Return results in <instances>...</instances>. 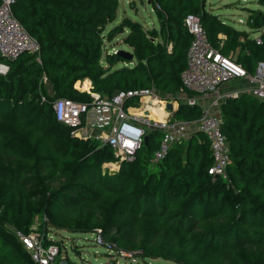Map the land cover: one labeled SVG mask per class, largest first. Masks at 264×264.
<instances>
[{
  "label": "trees",
  "instance_id": "16d2710c",
  "mask_svg": "<svg viewBox=\"0 0 264 264\" xmlns=\"http://www.w3.org/2000/svg\"><path fill=\"white\" fill-rule=\"evenodd\" d=\"M149 1L158 30L124 17L105 31L118 0H14L15 18L39 45V62L28 53L0 57L8 67L0 75V264H35L16 237L32 231L58 248L53 264L76 263L61 256L65 246L51 231H99L104 243L143 261L264 264V100L242 93L219 106L226 180L208 174L212 159L201 132L172 145L156 164L150 159L160 135L152 134L133 161L110 171L105 165L116 159L108 147L72 137L54 118L58 99L91 101L75 88L85 80L107 98L142 88L177 94L190 14L213 47L249 75L264 64V0L246 24L260 43L207 11L205 0ZM125 31L131 62L105 47ZM200 116L199 106L186 103L173 114L189 124Z\"/></svg>",
  "mask_w": 264,
  "mask_h": 264
},
{
  "label": "built area",
  "instance_id": "2783aa9c",
  "mask_svg": "<svg viewBox=\"0 0 264 264\" xmlns=\"http://www.w3.org/2000/svg\"><path fill=\"white\" fill-rule=\"evenodd\" d=\"M14 0H0V57L6 61H14L23 54H34L39 62V45L15 18L12 8ZM184 27L191 36V42L186 51V64L180 73V91L203 95L215 91L219 86L240 78L249 82H256L257 87L249 93L260 100H264V77L251 76L231 57L220 53L207 39L199 19L194 15H187ZM264 32V25L261 28ZM260 43V39H256ZM263 66L258 67L261 72ZM8 67L0 63V75H5ZM89 103L75 102L68 99H58L52 105L55 120L70 129V135L81 141H95L102 147H108L116 162L111 165L114 170L119 168L121 162H131L136 151L144 141L146 131L152 127L161 132L158 148L153 153L150 162L156 164L168 153L172 145L186 139L188 123L178 120L165 122H152L146 116L132 115L125 108V104L132 100H140L152 96L151 89H136L120 93L107 98L90 90ZM238 93L229 94L228 98L238 97ZM193 107L196 102L193 98L187 101ZM217 109V103L211 105ZM196 126L209 142L211 153V166L208 174L214 177L227 179V165L229 163L228 147L224 134L221 131V120L218 114L211 112L210 108H202L201 116ZM33 230L36 228L33 227ZM95 234L94 243L122 259H133L134 253L113 249L110 244L103 242L99 231ZM16 237L29 253L35 264H53L58 254L54 245L44 246L42 237L36 232L25 235L16 233Z\"/></svg>",
  "mask_w": 264,
  "mask_h": 264
},
{
  "label": "rangeland",
  "instance_id": "374dc122",
  "mask_svg": "<svg viewBox=\"0 0 264 264\" xmlns=\"http://www.w3.org/2000/svg\"><path fill=\"white\" fill-rule=\"evenodd\" d=\"M149 0H118V11L116 19L109 24L105 31L118 25L120 21L126 17L132 22L141 24L146 29L158 30L156 15L152 10ZM206 10L214 15H217L228 22L234 28L249 32L246 26L247 21L250 18V10H259L258 0H205ZM244 8V9H241ZM247 30V31H246ZM127 32L115 37L112 42L106 43V48H110V53H116L117 51L131 52L132 50L123 43V38ZM169 49V48H168ZM130 65V64H127ZM116 66H122L121 63ZM85 80L82 83H76L75 88L81 92L90 90V84L87 88L84 87ZM187 94V93H186ZM182 95V94H181ZM191 96V94H187ZM186 96V95H184ZM187 98V96H186ZM185 100V97H183ZM188 100V99H187ZM106 168V167H105ZM110 171L114 170L113 166H109ZM38 223V222H37ZM39 224V223H38ZM37 227V225H36ZM51 238L61 242L65 246L63 248L62 257L67 256L68 259L76 264H171L161 259H146L143 261L137 258L135 255L133 259H122L115 254L110 253L106 247L96 245L94 243L95 234H72L64 231H51ZM64 252H66L64 254Z\"/></svg>",
  "mask_w": 264,
  "mask_h": 264
},
{
  "label": "crops",
  "instance_id": "0c3cea01",
  "mask_svg": "<svg viewBox=\"0 0 264 264\" xmlns=\"http://www.w3.org/2000/svg\"><path fill=\"white\" fill-rule=\"evenodd\" d=\"M241 9H244V8H241ZM261 11L264 12V9H261ZM156 20H157V17H156ZM223 22L225 21L223 20ZM225 23L228 24V22H225ZM158 26L159 24L157 20V27ZM247 34L249 35V38L251 39H256L259 36L258 33L251 32L250 30L249 32H247ZM170 47L171 46L168 47L169 50H170ZM130 65H132V63H130ZM258 74L264 77V69L261 72H259L257 69L255 75H258ZM89 84L90 83H88V85ZM256 87H257L256 82H249L246 78H240V79L231 80L219 86L215 91L211 93L203 94V95H195L190 92H186V91L182 92L179 90L177 94L164 97L160 93L152 89L153 91H152L151 97L142 98L140 100H137V99L132 100L131 102H129L130 105L127 108L130 114L146 116L152 122L154 121L155 122H165V121L170 122L173 120H177L173 118V114L178 109L179 105L181 103L187 104V101L193 98L196 102V105L199 106L201 109L210 108L212 113L219 115V111H220L219 106L221 103H223L226 100V96H228L229 94H233V93H238L239 95L242 93H249L251 90L255 89ZM186 93L191 94V96H188ZM184 95H186L187 98ZM183 97H185V100H183ZM214 102L217 103V109L211 107V105ZM167 103L171 104L172 106L171 110H168L166 108ZM188 126H189L188 134L185 140L190 139L191 137L197 136L199 134V131L196 126V121L190 124L188 123ZM155 133L159 134L160 139H161V132L152 127L147 129L145 136L148 137ZM158 142L160 141L158 140Z\"/></svg>",
  "mask_w": 264,
  "mask_h": 264
},
{
  "label": "water",
  "instance_id": "95a60500",
  "mask_svg": "<svg viewBox=\"0 0 264 264\" xmlns=\"http://www.w3.org/2000/svg\"><path fill=\"white\" fill-rule=\"evenodd\" d=\"M148 4H150V1H148ZM115 54L125 61L131 62L133 60V54L132 53L120 50V51H117ZM260 66H263V64H260ZM166 108L168 110H171L172 109L171 104L167 103ZM146 139H147V136L144 137V141H146Z\"/></svg>",
  "mask_w": 264,
  "mask_h": 264
},
{
  "label": "bare ground",
  "instance_id": "6f19581e",
  "mask_svg": "<svg viewBox=\"0 0 264 264\" xmlns=\"http://www.w3.org/2000/svg\"><path fill=\"white\" fill-rule=\"evenodd\" d=\"M88 83H89L88 81H86V82L84 83V87H85V88L88 87ZM160 112H161V111H160Z\"/></svg>",
  "mask_w": 264,
  "mask_h": 264
}]
</instances>
